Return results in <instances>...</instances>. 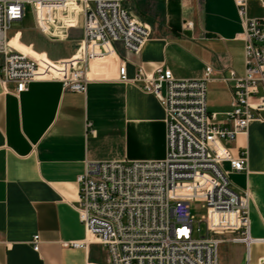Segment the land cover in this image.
Here are the masks:
<instances>
[{
    "label": "crops",
    "instance_id": "obj_1",
    "mask_svg": "<svg viewBox=\"0 0 264 264\" xmlns=\"http://www.w3.org/2000/svg\"><path fill=\"white\" fill-rule=\"evenodd\" d=\"M120 1L150 28V36L138 53L128 52L117 41L115 56L91 60L89 75L94 79L84 92L65 89L57 79L32 81L20 93H15L13 83H0V264L105 263L107 250L99 243L69 245L85 237L78 217V175L86 161L158 160L166 154L162 105L137 84L116 80L117 60H125L128 76L141 64L146 70L165 65L176 78H200L211 65L207 110L221 120L232 107L234 81L225 78L230 70L244 73L243 26L234 0ZM74 7L68 2L67 13L54 10L50 21L56 17L58 24L41 23L45 34L36 31L34 41L20 32L21 39L40 47L39 52L11 30L10 45L61 73L51 58L71 55L83 37V16L74 13ZM246 12L261 16V0H247ZM64 33L65 38L56 39ZM263 96L259 85L250 101ZM259 115L228 144L234 154L247 151V168L229 172V178L237 190L250 192L253 238H264V110ZM223 167L229 170V163ZM232 235L220 236L218 263L258 264L262 245H251L247 262L245 245L232 241Z\"/></svg>",
    "mask_w": 264,
    "mask_h": 264
},
{
    "label": "built area",
    "instance_id": "obj_2",
    "mask_svg": "<svg viewBox=\"0 0 264 264\" xmlns=\"http://www.w3.org/2000/svg\"><path fill=\"white\" fill-rule=\"evenodd\" d=\"M69 1L0 0V83H13L15 93H20L32 81L57 79L65 89L84 92L94 79L89 75L91 60L115 56L117 41L128 52L138 53L150 36V28L132 17L120 0H72L81 7L83 37L72 56L52 60L61 73L10 45L11 26L22 20L25 5L42 31L41 23L53 24V11L65 12ZM234 2L243 26L244 73L230 70L225 78L234 81V88L232 107L221 120L207 110L211 65L200 78H176L165 65L146 70L141 64L128 76L125 60H117L116 80L137 84L162 105L166 154L158 160L86 161L77 177L78 217L85 237L69 245L96 242L107 250L105 263L86 264H219L220 236L227 233L245 245L247 262L252 244L264 248V238L249 235L250 192L237 190L229 178V172L247 168V151L234 154L228 147L264 110V96L250 101L258 86L264 87V0L259 17L247 15V0ZM194 199L205 209L196 228L190 208ZM38 241L34 235L35 250Z\"/></svg>",
    "mask_w": 264,
    "mask_h": 264
},
{
    "label": "rangeland",
    "instance_id": "obj_3",
    "mask_svg": "<svg viewBox=\"0 0 264 264\" xmlns=\"http://www.w3.org/2000/svg\"><path fill=\"white\" fill-rule=\"evenodd\" d=\"M62 13H64V12H62ZM58 17H59V15H58ZM55 24H58L57 18L54 20L53 26H55ZM76 24H77V21H76ZM73 26H75V25H73ZM73 26H66L65 28H67V27L69 28V27H73ZM36 28H37V30H36ZM11 31H13V33L15 32V34H17V33L20 34V32L22 31L25 34L29 35L31 38L36 35V31H38V33H40L41 35L45 34L44 32H42L40 30L39 27L36 26L34 15H33V12H32L29 5H25L23 19L21 21L14 22L11 26ZM66 36H67V34L64 33L63 37H57L56 39H63ZM10 38H11V35L9 36V40H10ZM19 39L24 44L31 46L34 50L38 49V52L41 50V49H39L40 47L35 46V44L33 42L25 41L24 37L21 39V34L19 35ZM33 41H34V39H33ZM79 42H80V40H79ZM79 42H78V46H79ZM77 48H76V50H77ZM75 51L71 55H68L64 58H68V57L72 56L75 53ZM64 58H62V57L56 58V59L51 58V60L55 61V60L64 59ZM190 208H191V213L195 217L194 226L196 228L198 220L200 219L201 215H203L205 213V209L202 207V202L200 200H197V199H194L190 202ZM204 234H205V229H204V226L201 224V235H204ZM195 235H196V233H195ZM222 237L225 238V236H222ZM226 237H229V236H226ZM232 237H233V235L230 238H232ZM245 251H246V248H245Z\"/></svg>",
    "mask_w": 264,
    "mask_h": 264
},
{
    "label": "bare ground",
    "instance_id": "obj_4",
    "mask_svg": "<svg viewBox=\"0 0 264 264\" xmlns=\"http://www.w3.org/2000/svg\"><path fill=\"white\" fill-rule=\"evenodd\" d=\"M69 2H71L75 7L73 8V12L74 13H79L80 12V10H81V7H80V5L78 4V3H76V2H73L72 0H70ZM65 13H67V11L65 12ZM44 31V30H43ZM23 52H25V53H27V54H29L28 52H26V51H23ZM30 55V54H29ZM263 258H264V256H263ZM258 264H264V259L262 260V261H260Z\"/></svg>",
    "mask_w": 264,
    "mask_h": 264
}]
</instances>
